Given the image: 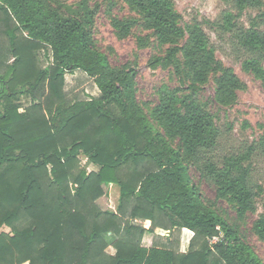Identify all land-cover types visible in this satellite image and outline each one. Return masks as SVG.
Returning <instances> with one entry per match:
<instances>
[{
	"label": "trees",
	"instance_id": "obj_1",
	"mask_svg": "<svg viewBox=\"0 0 264 264\" xmlns=\"http://www.w3.org/2000/svg\"><path fill=\"white\" fill-rule=\"evenodd\" d=\"M124 1L138 18L114 19L117 35L140 22L158 46H167L150 66L171 70L179 81L158 90L149 113L136 100V69L112 66L96 47L86 6L64 15L50 0H0L2 32L14 57L0 75V229H9L0 233V264H264L238 226L204 202L190 176L192 168L236 220L256 213L263 187L252 161L264 155V132L222 154L215 115L200 98L211 78L210 102L229 107L243 84L216 60L198 21L181 25L171 0ZM221 1L231 11L208 24L230 36L242 71L264 88V3ZM246 10L256 12L248 25L240 21ZM45 48L51 65L40 70L35 52ZM74 71L93 80L98 97L67 102L64 75ZM45 90L44 105L18 111L17 95L38 101ZM81 153L98 170L78 169ZM109 184L120 190L116 213L95 204ZM262 210L250 230L264 242V199ZM156 229L192 232L188 250L144 245ZM107 236L114 255L106 252ZM213 237L218 241L210 244Z\"/></svg>",
	"mask_w": 264,
	"mask_h": 264
},
{
	"label": "rangeland",
	"instance_id": "obj_2",
	"mask_svg": "<svg viewBox=\"0 0 264 264\" xmlns=\"http://www.w3.org/2000/svg\"><path fill=\"white\" fill-rule=\"evenodd\" d=\"M174 11L181 17V25L198 21L203 30L209 36V40L215 48L216 60L225 68H230L243 88L238 90L236 102L229 107H219L212 101L215 91L214 80L211 78L203 86L200 98L208 101L211 112L215 115V123L221 133L219 149L222 154L236 151L244 146L250 145L262 136L264 132V88L261 83L251 74L245 73L241 69L242 55L236 44L228 34H221L208 22L218 21L225 11H231L230 6L221 0H171ZM264 3V0H262ZM51 4L58 7L64 15H78L81 7L86 6L93 15V40L96 47L103 52L109 63L114 67L128 65L136 69L135 89L136 100L149 113L158 102V90L162 86L175 88L179 85L178 79L171 70L163 69L160 66L152 68V59L162 55L167 46L160 47L151 36V32L145 30L138 22L130 28L129 34L124 37L117 35V30L113 27L112 21H129L137 19V14L130 9L124 0H50ZM256 12L246 10L240 18L241 23L248 25V18ZM0 14V18H1ZM3 23L0 21V75L5 71V66L14 61V57L8 50L7 37L2 32ZM20 37V36H19ZM21 39V38H20ZM35 60L38 69L43 70L51 65V52L49 49H38L35 52ZM264 65V63H263ZM63 94L67 102L78 100H89L99 96L93 80L81 71L66 73L64 75ZM40 94V92H39ZM38 93L36 99L28 94L17 95L14 103L19 105V112L30 109L37 103L44 105V98L47 91L41 97ZM36 100V101H33ZM40 101V102H39ZM0 103V111L2 105ZM44 107V106H43ZM78 169L87 173L98 170L84 154L78 156ZM252 169L254 180L262 185L263 194L257 197V210L254 214H248L244 220H236L234 211L230 206L220 200H215V193L212 186L204 183L198 178L194 169H190V176L200 191L201 197L208 205H213L216 212L230 223H235L245 242L251 246L258 257L264 260V242L259 240L250 230L252 222L263 213L262 200L264 199V155L258 154L253 157ZM119 187L109 184L103 187V195L95 202L102 211L116 213L119 201ZM142 222L144 227H149L150 222ZM9 234V229L2 227L0 233ZM192 233L182 229L180 232H165L155 230L152 235L143 237V244L149 245L152 241L159 246H175L179 252H186L189 248V240ZM109 243L106 252L113 254L114 250L110 246L111 238L106 237ZM176 242L178 245H176ZM27 264V263H23Z\"/></svg>",
	"mask_w": 264,
	"mask_h": 264
},
{
	"label": "built area",
	"instance_id": "obj_3",
	"mask_svg": "<svg viewBox=\"0 0 264 264\" xmlns=\"http://www.w3.org/2000/svg\"><path fill=\"white\" fill-rule=\"evenodd\" d=\"M217 241H218V238L213 237L209 242H210V244H213V243H215Z\"/></svg>",
	"mask_w": 264,
	"mask_h": 264
},
{
	"label": "crops",
	"instance_id": "obj_4",
	"mask_svg": "<svg viewBox=\"0 0 264 264\" xmlns=\"http://www.w3.org/2000/svg\"><path fill=\"white\" fill-rule=\"evenodd\" d=\"M147 223H149V222H147ZM150 224V223H149ZM185 231H188V230H186V229H184ZM190 232V231H189ZM190 233H192V232H190ZM192 236H193V233H192ZM192 236H191V238H192ZM191 240V239H190ZM190 240H189V242H190ZM114 250V249H113ZM114 253H115V251L113 252V254H109V255H114ZM182 253H184V252H182Z\"/></svg>",
	"mask_w": 264,
	"mask_h": 264
}]
</instances>
